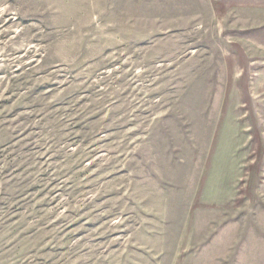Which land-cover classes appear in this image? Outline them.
Returning <instances> with one entry per match:
<instances>
[{"label": "rangeland", "instance_id": "1", "mask_svg": "<svg viewBox=\"0 0 264 264\" xmlns=\"http://www.w3.org/2000/svg\"><path fill=\"white\" fill-rule=\"evenodd\" d=\"M204 11L0 0V264H264V197L199 200L238 97Z\"/></svg>", "mask_w": 264, "mask_h": 264}, {"label": "crops", "instance_id": "2", "mask_svg": "<svg viewBox=\"0 0 264 264\" xmlns=\"http://www.w3.org/2000/svg\"><path fill=\"white\" fill-rule=\"evenodd\" d=\"M204 10L227 55V92L238 97L224 104L199 200L231 208L246 192L264 197V0H204Z\"/></svg>", "mask_w": 264, "mask_h": 264}]
</instances>
